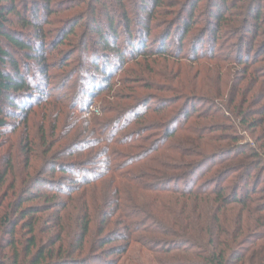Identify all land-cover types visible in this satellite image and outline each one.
Here are the masks:
<instances>
[{
  "label": "rangeland",
  "instance_id": "rangeland-1",
  "mask_svg": "<svg viewBox=\"0 0 264 264\" xmlns=\"http://www.w3.org/2000/svg\"><path fill=\"white\" fill-rule=\"evenodd\" d=\"M29 1L20 0L18 8L23 10L29 6ZM194 1L163 0L157 9L150 7L154 17L147 23L152 29L147 48H160L163 44L160 40L169 36L167 51L170 53L150 58L134 54L123 62L116 58L117 66L109 77L97 76V83L102 84L103 91L90 96L81 95L82 86L89 85L90 72L83 71V53L81 55L79 43L84 36L91 35V25L86 17L92 0H55L51 4V14H39L35 24L40 25L45 46L39 45L40 40H35L37 34L34 29L25 26L30 19L29 14L12 16L11 27L15 35L20 41H33L35 51H14V57L21 64L22 72L28 75L29 82L28 92L22 94L19 102L31 108L10 119L9 126L0 131V175L9 173L1 194L15 196L22 189L26 193L39 181L40 185L34 191L41 190L45 200L33 202L32 206L51 208L62 204L57 207L60 210L67 202L71 205L69 218L81 211L90 213L94 198H110L115 190L113 182H110L114 175L134 174L139 178L150 173L148 170L136 171L137 165L131 169L127 166L137 158L140 160L141 154L159 144L163 137L162 131L154 130L152 118L146 119L145 111L152 112L157 107L164 108L170 115L184 113L172 127L177 135L170 140L163 139V146L191 154L198 162L209 154L231 149L238 137L239 146L247 153L261 155L260 167L254 171L256 174L249 181V187L254 181L260 182L257 190L264 188V68L257 76L253 74L250 78H243L244 69L239 64L241 61L244 63L243 59L246 64L255 61L257 51L264 47V26L258 33V29L253 27L255 35L244 34L243 29L235 28L234 23L233 27L225 24L216 34L212 33L213 28L210 29L209 24L216 22L209 17L210 9L207 12V7L214 0H201L193 16L192 29L185 37L181 51H178L180 46L177 43L184 22H177V19L180 16L184 20L189 18V7ZM240 1L244 5L238 18L244 16L250 0ZM109 4L115 6L117 0H109ZM80 22L75 28L74 24ZM68 30H73L74 34ZM137 30L136 27L135 34ZM242 38H245L244 42L240 43ZM92 46V53L98 52L102 56V48ZM38 51L43 54L40 60ZM40 87L42 94H39ZM218 105L227 108L226 113L219 106L225 118L219 121L206 119L198 126L199 116L216 111ZM190 124L200 130L198 135L180 133ZM214 128L218 130L215 135L205 136V130ZM207 138L214 140L208 141ZM158 155L157 152L150 154L152 157ZM254 161L256 164L260 162L259 159ZM76 162L80 165H74ZM227 164L223 158L200 166L191 186L198 188L205 182L211 183L218 176V168L221 173ZM114 168L119 170L116 174ZM241 174L229 176L224 185L242 184ZM83 178L86 181L98 178L99 188L92 187L95 184L84 185ZM13 183L15 188L12 189ZM58 189L66 191L60 194V198H56ZM72 189L78 190L72 195L73 201L67 198ZM258 193L263 198L264 193ZM229 211L230 216L239 218L243 213L241 209ZM255 215L256 210L254 218ZM244 216L248 215L244 213ZM94 221L98 225H93L96 240L93 239L92 254L101 256L102 250L109 247L101 248L98 240V229L104 224L101 223L102 218ZM51 222L46 214L42 217L46 230ZM250 223L253 224L251 218ZM259 231L264 232L263 229ZM252 233L254 229L242 234L241 239ZM49 236L45 234L44 239ZM87 248L80 256L83 260L90 257V244ZM250 249L245 264H264V241ZM161 259L159 254H150L140 243L133 244L126 256H110L107 264H161ZM110 260L113 261L110 263Z\"/></svg>",
  "mask_w": 264,
  "mask_h": 264
},
{
  "label": "trees",
  "instance_id": "trees-1",
  "mask_svg": "<svg viewBox=\"0 0 264 264\" xmlns=\"http://www.w3.org/2000/svg\"><path fill=\"white\" fill-rule=\"evenodd\" d=\"M53 1L55 0H30L29 6L20 10V0H0V131L9 126L10 119H15L20 116L19 113L31 108H26L19 102L22 94L28 92L29 82L28 75L22 72L21 64L14 57V51L31 52L35 51V46L33 41L23 42L15 35V30L11 27L12 16L25 17L29 14L30 19L25 22V26L32 27L37 34L35 40H40L39 45L45 46V36L40 25L35 23L42 12L51 14ZM200 1L195 0L190 4L188 19L184 20L181 16L177 19V22H184L177 43L180 46L178 51H181L182 43L192 29L193 16ZM262 2L263 0H250L246 4L244 16L238 18L242 12L240 8L244 5L240 0L212 1L207 7V12L210 9L209 17L216 22L209 24L210 29H214L211 32L216 34L223 25L230 24L233 27L234 23L235 28H242L244 34H254V28L258 29V33L264 26ZM92 3L89 16L86 17L87 23L91 25V35L84 36L79 43L81 55L83 53V71L90 72L87 79L89 85L82 86V96L103 91L102 84L97 83V76L105 79L109 77L117 66L116 58L123 62L134 54L150 58L170 53L167 51L169 36L160 40L163 43L160 48H147L152 33L147 23L154 17V12L149 8L157 9L163 0H117L115 6H111L109 0H92ZM236 12L238 13L235 14ZM80 24L81 22L74 24L75 28ZM136 27L138 30L135 34ZM69 32L74 34L73 30ZM67 37L70 35L64 39ZM91 44L102 48V56L97 51L96 54L92 53ZM38 54L40 60L43 54L39 51ZM256 54L253 63L246 64L244 59V63L239 62L244 69L243 78H250L253 74L257 76L263 70L264 47ZM260 64L262 67H259ZM105 83L108 84V81ZM38 89L39 94H42V88ZM219 106L227 113L225 105H218L216 111H208L204 116L201 114L197 125L211 118L215 121L223 120L225 115L221 114L222 108ZM145 113L146 119L152 118L154 130L162 131L163 137L159 144L141 154L140 160H133L127 167L131 169L137 165L136 171L148 170L150 173L138 176L139 178L134 174L114 175L110 182H113L115 190L110 198H94L90 213L81 211V214L69 218L71 205L67 202L60 210L57 207L62 204L51 208L32 206L33 202L45 200L41 190L34 191L40 185L39 181L26 193L22 189L15 196L1 194L9 173L0 175V264H107L110 256H126L133 244L140 243L150 254H159L163 258L161 264H245L250 248L264 241V232L259 231H264V196H258V191L264 193V188L257 190V183L260 182L253 181L250 187L248 184L256 174L254 171L260 167L261 155L247 153L239 146L236 137V145L231 149L209 154L195 162L191 154H184L161 143L163 139L170 140L177 135L172 127L184 114L182 111L170 115L164 108L157 107L152 112ZM217 128L205 130V136L215 135ZM199 131L190 124L181 129L180 133L198 135ZM156 152L159 153L158 156H150ZM223 158L228 164L221 173L218 168L215 180L209 184L205 182L198 188L191 186L200 166ZM254 159H259L260 162L256 164ZM74 165L80 163L76 162ZM117 171L119 170L114 168L113 172ZM239 174L242 184L230 187L224 185L229 176ZM83 181L88 187L95 184L92 187L99 188L98 178L87 181L83 178ZM77 191L72 189L67 198L73 201L75 198L72 195ZM65 192L58 189L56 198H60V194ZM233 209L243 210L240 218L229 215V210ZM244 213L248 215L246 218ZM45 214L52 219L48 230L42 224ZM95 218H102L101 223H104L98 229L101 248L109 247L102 250L101 256L92 254L96 240L93 225H98ZM250 218L253 224L250 223ZM251 229H254V233L241 239V235ZM45 234L50 235L47 240L44 239ZM89 244L90 257L83 260L80 256L86 252Z\"/></svg>",
  "mask_w": 264,
  "mask_h": 264
}]
</instances>
